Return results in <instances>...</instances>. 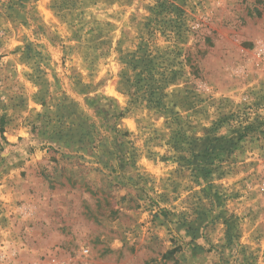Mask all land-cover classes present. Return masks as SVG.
I'll return each mask as SVG.
<instances>
[{"label": "rangeland", "instance_id": "374dc122", "mask_svg": "<svg viewBox=\"0 0 264 264\" xmlns=\"http://www.w3.org/2000/svg\"><path fill=\"white\" fill-rule=\"evenodd\" d=\"M0 264H264V0H0Z\"/></svg>", "mask_w": 264, "mask_h": 264}, {"label": "trees", "instance_id": "16d2710c", "mask_svg": "<svg viewBox=\"0 0 264 264\" xmlns=\"http://www.w3.org/2000/svg\"><path fill=\"white\" fill-rule=\"evenodd\" d=\"M133 90H134V88H133ZM133 92V91H132ZM132 94H134V93H132Z\"/></svg>", "mask_w": 264, "mask_h": 264}]
</instances>
